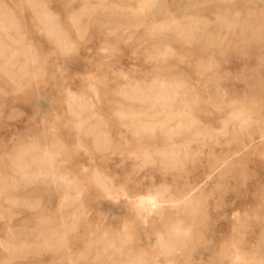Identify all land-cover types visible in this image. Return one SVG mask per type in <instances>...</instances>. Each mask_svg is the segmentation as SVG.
Segmentation results:
<instances>
[{"label":"rangeland","instance_id":"374dc122","mask_svg":"<svg viewBox=\"0 0 264 264\" xmlns=\"http://www.w3.org/2000/svg\"><path fill=\"white\" fill-rule=\"evenodd\" d=\"M261 108L264 0H0V264H253Z\"/></svg>","mask_w":264,"mask_h":264},{"label":"clouds","instance_id":"9594fccd","mask_svg":"<svg viewBox=\"0 0 264 264\" xmlns=\"http://www.w3.org/2000/svg\"><path fill=\"white\" fill-rule=\"evenodd\" d=\"M253 120L254 124L260 128L261 133L264 134V108H261L259 112L254 115ZM187 130L193 132L194 136L196 137H200L203 135V133L199 129V122L192 117H189ZM5 250L8 251L9 249L6 248ZM27 256V249L23 247H13L11 249L10 259L5 260L3 264H17L18 261L27 259ZM253 264H264V256H261L258 260L253 261Z\"/></svg>","mask_w":264,"mask_h":264},{"label":"bare ground","instance_id":"6f19581e","mask_svg":"<svg viewBox=\"0 0 264 264\" xmlns=\"http://www.w3.org/2000/svg\"><path fill=\"white\" fill-rule=\"evenodd\" d=\"M137 202L139 203L140 206L146 209L148 208L147 210H149L150 206L156 204L158 201L156 199V196H152L148 194V195H140Z\"/></svg>","mask_w":264,"mask_h":264}]
</instances>
